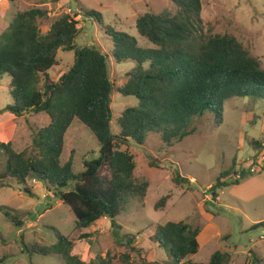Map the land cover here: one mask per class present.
<instances>
[{"label": "trees", "instance_id": "16d2710c", "mask_svg": "<svg viewBox=\"0 0 264 264\" xmlns=\"http://www.w3.org/2000/svg\"><path fill=\"white\" fill-rule=\"evenodd\" d=\"M45 1L57 4L62 0ZM171 1L177 8L176 14L148 12L137 18L136 29L145 45L125 32L104 27L113 45L114 61L136 64L126 75L127 82L117 91L125 97H135L139 105L121 113L117 135L112 132L111 97L116 86L111 80L109 58L95 46L76 44L81 31L78 15L62 16L43 35L38 21L48 16L46 10L34 8L19 12L0 36V83L5 74L9 75L13 100L12 105L0 113L18 118L46 114L51 120L48 127L36 133L35 155L18 153L9 144L2 146L7 155V167L0 177V188L6 187L4 180L8 179L16 181L18 186L29 185L30 179L41 182L49 195L73 211L75 229L82 232L81 240L91 238V234L85 232L101 219H108L114 231L120 230L118 218L130 201L147 197L149 184L135 179L134 157L128 151H121L122 146L134 143L142 147L152 133L159 134L165 144L172 146L193 135L194 119L208 112L215 115L216 126H221L225 104L230 99L264 100V68L260 59L233 35L205 34L202 0ZM84 16L103 25L99 12L86 11ZM60 51L74 52L75 59L73 66L54 81L50 71L60 64ZM75 120L93 133L100 146L99 158L85 159L84 171L78 174L74 172L73 158L62 164L66 135ZM254 145L261 147L260 142ZM150 164L157 167L154 161ZM104 167L110 170L109 177L100 175ZM233 170L222 174L211 190L216 192L238 185L246 177L256 175L253 170L240 174ZM232 172L235 178L230 183L223 182ZM173 182L178 186L192 185L189 178L179 173ZM25 193L33 197L31 188L25 187ZM170 199L171 196L162 198L156 210ZM217 199L216 193L214 200ZM0 213L15 227L24 226L11 208L0 206ZM261 227L264 223L252 230ZM51 229L56 233V244L22 241L23 253L30 257L57 255L64 264H134L128 252L119 262L110 255L92 261L81 260L73 254L74 241L58 229ZM146 230L153 233L151 242L167 252L170 264H200L188 260L200 251V228L185 222H169L152 223ZM126 238L128 250L137 251L134 246L137 238L132 235ZM253 258L252 264L263 262L254 254ZM6 260L7 257H3L0 264ZM231 261L230 253L216 251L207 264H230Z\"/></svg>", "mask_w": 264, "mask_h": 264}, {"label": "rangeland", "instance_id": "374dc122", "mask_svg": "<svg viewBox=\"0 0 264 264\" xmlns=\"http://www.w3.org/2000/svg\"><path fill=\"white\" fill-rule=\"evenodd\" d=\"M202 19L207 36L233 35L264 68V0H202ZM34 8L48 12L45 19L38 21L43 35L62 16L78 15L80 36L79 47L95 46L109 58L111 80L116 90L111 97L113 115L112 132L117 135L120 127L117 120L128 108L138 107L135 97H125L117 91L127 82L126 75L136 64L129 61L118 64L112 57L113 45L104 27L125 32L145 45L136 29V20L148 12L157 15L165 12L176 14L177 8L171 0H62L54 4L45 0H18L14 3L0 0V36L7 31L14 16ZM86 11L99 12L103 25L94 19L85 18ZM210 29V31H208ZM75 53H58L59 65L50 71L51 78L58 81L74 64ZM11 78L5 74L0 83V112L12 105L10 94ZM0 113V177L7 167V155L3 145H11L18 153L35 155L34 138L39 130L51 123L46 114L25 115L21 118ZM195 133L181 143L165 144L159 134H149L142 147L134 143L122 146L121 151L133 155L135 179L149 184L145 200L133 199L126 211L118 218L120 230L114 231L108 219H101L85 233L91 238L79 239L73 211L60 200L49 195L45 186L30 179L29 185L18 186L16 181L4 180L6 187L0 188V206L13 210L23 222L17 228L0 213V259L7 257L4 264H64L61 257H30L23 253L22 241H34L54 245L58 229L74 241L73 254L81 260L92 261L96 257L110 255L119 262L129 253L134 264L160 262L170 264L165 250L151 242L152 231L146 229L152 223L165 225L169 222H185L201 229L198 237L200 251L188 260L207 264L216 252L230 253V264H252L253 254L264 264V227L252 230L264 223V100L255 98H233L226 102L224 123L216 126L215 115L206 113L194 119ZM254 142H260L256 147ZM100 146L93 133L80 121L75 120L66 135L62 164L71 158L76 174L84 171V160L99 158ZM152 161L157 167H152ZM236 162V165L234 164ZM256 164L260 167H255ZM234 168V172L252 170L238 185H229L213 192L218 178ZM255 169V170H254ZM234 172L223 179L230 183ZM179 173L189 178V185L178 186L173 178ZM260 173V174H259ZM102 177H109L110 170L104 167ZM238 178V177H236ZM31 188L33 197L25 193ZM217 193L218 199L214 200ZM52 196V197H50ZM171 199L164 207L156 210V204L164 197ZM49 197L51 200H49ZM141 234V235H139ZM126 235L137 238V251L128 250ZM251 252L253 254H251Z\"/></svg>", "mask_w": 264, "mask_h": 264}, {"label": "built area", "instance_id": "2783aa9c", "mask_svg": "<svg viewBox=\"0 0 264 264\" xmlns=\"http://www.w3.org/2000/svg\"><path fill=\"white\" fill-rule=\"evenodd\" d=\"M255 167H258V169L260 168L257 164H256V166ZM253 170V169H252ZM255 170V169H254Z\"/></svg>", "mask_w": 264, "mask_h": 264}]
</instances>
